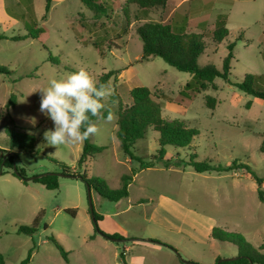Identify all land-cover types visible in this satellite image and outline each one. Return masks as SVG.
<instances>
[{"label": "rangeland", "instance_id": "1", "mask_svg": "<svg viewBox=\"0 0 264 264\" xmlns=\"http://www.w3.org/2000/svg\"><path fill=\"white\" fill-rule=\"evenodd\" d=\"M99 1L108 6L106 14H97L80 0H53L48 13L46 0H0V35L6 36L0 40V66L12 72L0 74V148L9 151L4 128L13 120L38 140L39 153L13 151L17 154L16 168L28 178L60 173V162L118 189L123 175L138 170L129 196L118 202L91 189L93 213L103 216L101 229L118 233L125 240L113 241L96 232L87 185L81 179L60 177V187L48 190L40 183L25 184L12 175L13 169L1 165L0 253L7 264H20L33 247L28 264H215L218 258L238 257L236 246L210 236L214 227L239 234L256 249L264 246V202L259 200L256 181L250 174L197 173L186 164L193 154L198 161L213 165L229 166L238 161L264 179V154L260 151L264 100L234 85L248 74L264 75V0H167L164 7L147 10L131 0ZM220 15L227 17L229 36L219 44L213 41L212 31ZM32 19L39 27H46L45 43L13 39L28 34ZM160 21L203 35L206 49L198 60L200 66L222 69L228 43L237 40L231 83L218 78L216 90L210 86L188 104L190 98L181 91L191 74L178 71L159 57L142 59L143 44L137 28ZM94 42L99 43L104 55L93 47ZM81 68L97 84L104 73L124 71L110 79L108 86L113 93L104 101L102 116L111 112L113 119H96L99 132L90 137L92 144L105 149L79 170L84 142L57 149L47 144L43 133L53 128V122L39 112L41 94L37 90L47 86L50 79ZM138 86L148 87L157 96L155 101L164 117L198 130L189 149L169 147L164 162L157 161L154 167L141 171L137 160L125 156L117 138L119 104L127 103L129 90ZM12 94L18 101L7 110L5 104ZM209 96L216 99L214 109L207 107ZM29 116L37 118L35 127L26 121ZM158 137L149 130L135 143L134 154L144 162L153 161L159 153ZM178 162L181 166L176 168ZM65 209L75 210V217ZM40 212L36 234L17 233L21 225L30 226ZM51 236L68 253V262L48 240Z\"/></svg>", "mask_w": 264, "mask_h": 264}, {"label": "trees", "instance_id": "2", "mask_svg": "<svg viewBox=\"0 0 264 264\" xmlns=\"http://www.w3.org/2000/svg\"><path fill=\"white\" fill-rule=\"evenodd\" d=\"M53 0H46V13L51 9ZM88 9L95 11L97 14H106L108 6L99 0H80ZM132 3L138 5L141 9H151L155 7H164L167 0H131ZM28 34L26 36H20L13 38L16 41L24 40L27 38L38 39L41 43H45L48 35L46 27H39L37 22L32 19L28 25ZM137 34L143 44V60H149L152 57H159L163 59L169 66L176 68L180 72L191 74V79L184 85L181 91L182 95H185L190 100L187 102L190 105L193 101L191 98L194 95L200 94L206 91L210 86L216 90L217 86L214 84L215 80L221 78L229 83L231 75V64L234 59V49L236 47V41L230 42L227 45L228 54L223 60L222 69L217 68L214 65L200 66L198 60L203 55L206 44L202 34L188 32L182 26L173 25L170 22H146L142 26L137 28ZM229 36V30L227 28V17L220 15L213 26L212 39L215 43H223ZM6 36L0 35V40L5 39ZM93 47L104 55V50L99 43L94 42ZM121 71L112 70L102 74L98 79V84H109L111 78L120 74ZM12 72L4 66H0V74L10 75ZM238 89L252 97L264 100V75L248 74L244 77L241 83L234 84ZM117 87V86H115ZM128 102H120L118 108V130L117 138L120 142L121 148L126 157L131 160H137L140 164L139 171L154 167L155 162H164L167 148L175 149H189L198 136V130L191 128L186 122L180 120H169L162 115L159 104L155 101L157 96L145 86H138L129 90ZM118 96V94H117ZM120 99V97L118 96ZM121 100V99H120ZM18 98L16 94H12L5 104V108L10 110L17 104ZM207 107L214 109L216 106V99L212 96L206 99ZM109 112L104 114L107 117ZM94 121L95 117L92 118ZM10 124L6 125L4 130L8 137L9 151L0 148V166L4 168L13 169L12 175L21 179L25 184H28L29 180L23 170L15 168V158L13 151L21 150L31 154L39 153L40 150L36 149L37 138L29 133L22 131L23 129L15 125L13 120H10ZM152 130L156 132L159 137L157 138V144L159 147V153L153 161L144 162L137 157L133 152L135 143L145 138L147 132ZM105 148L95 146L90 142V138L84 141L82 155L78 161V169L81 170L86 167L88 163L97 155L100 154ZM260 151L264 154V137L260 145ZM8 157L4 159L5 155ZM61 167L60 173H46L36 175L32 182L40 183L48 190H57L60 187V177L79 178L91 189H95L99 195L109 201L118 202L129 196V186L133 182V178L136 176L138 170L133 169L132 175H123L121 177V187L118 189H111L108 184L101 178H89L86 173L76 172V168H72L64 163L57 162ZM166 165L169 162L165 161ZM192 166L197 173H212V172H232L237 173L239 171H245L256 181L258 197L261 202H264V191L262 189L264 179L259 177L251 166L238 161L233 162L229 166L213 165L211 162L197 160V154L190 155L188 162L186 163ZM174 166L180 167L181 164L175 163ZM61 174V175H60ZM65 212L75 217L76 212L73 209H65ZM42 213L40 212L33 223L30 226L21 225L17 233L33 236L39 230ZM93 221L95 230L107 239L113 241L125 240L124 237L118 233H107L103 231L99 223L103 220V216L93 213ZM47 229V226H45ZM210 236L221 242H228L236 246L239 250L238 257L234 260L224 261L218 258L215 264H264V253L260 250L264 249V246L256 249L249 244L239 234L224 231L223 229L214 227L210 233ZM48 240L52 242L60 252L65 261L68 262V253L60 244V242L54 237H48ZM162 244V243H161ZM163 245H169L164 243ZM174 247V246H173ZM36 247H33L28 254V257L20 264H28L33 251ZM122 260L124 255L121 254ZM0 264H7L6 258L0 253ZM193 264V263H192Z\"/></svg>", "mask_w": 264, "mask_h": 264}, {"label": "clouds", "instance_id": "3", "mask_svg": "<svg viewBox=\"0 0 264 264\" xmlns=\"http://www.w3.org/2000/svg\"><path fill=\"white\" fill-rule=\"evenodd\" d=\"M39 112L53 122L52 129H46L43 138L49 146L59 148L64 145L83 143L98 134L99 128L92 119L102 120V110L113 90L104 84L97 86L96 80L84 68L68 73L48 85L39 88ZM33 127L38 120L35 116L25 117ZM111 121L113 114L109 112ZM29 131V135H33Z\"/></svg>", "mask_w": 264, "mask_h": 264}, {"label": "water", "instance_id": "4", "mask_svg": "<svg viewBox=\"0 0 264 264\" xmlns=\"http://www.w3.org/2000/svg\"><path fill=\"white\" fill-rule=\"evenodd\" d=\"M1 158V156H0ZM6 158V156L4 157V159ZM14 171L17 172L16 170V166L14 168ZM2 173V172H1ZM0 173V174H1ZM61 175V174H60ZM35 179V176L34 177H31V178H28L29 181H33ZM87 189H88V198H89V203H90V211L93 213V204H92V197H91V188L87 185ZM150 242H156V243H159L157 241H150ZM236 259V257L234 258H227V259H223L224 261H229V260H234Z\"/></svg>", "mask_w": 264, "mask_h": 264}, {"label": "crops", "instance_id": "5", "mask_svg": "<svg viewBox=\"0 0 264 264\" xmlns=\"http://www.w3.org/2000/svg\"><path fill=\"white\" fill-rule=\"evenodd\" d=\"M123 71H124V70H122V72H120V73L123 74ZM123 79H124V76H122V78H120V80H121L120 82H121V83H122ZM102 221H103V220H102ZM211 231H212V230H211ZM107 233H108V232H107ZM111 234H113V233H111Z\"/></svg>", "mask_w": 264, "mask_h": 264}]
</instances>
